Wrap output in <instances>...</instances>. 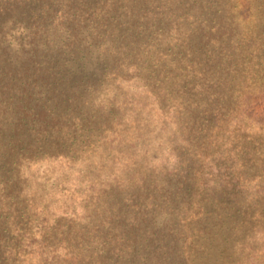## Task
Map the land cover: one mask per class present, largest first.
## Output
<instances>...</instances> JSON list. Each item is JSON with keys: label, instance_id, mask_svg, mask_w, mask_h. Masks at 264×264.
Segmentation results:
<instances>
[{"label": "rangeland", "instance_id": "374dc122", "mask_svg": "<svg viewBox=\"0 0 264 264\" xmlns=\"http://www.w3.org/2000/svg\"><path fill=\"white\" fill-rule=\"evenodd\" d=\"M257 98L264 0H0V264H264Z\"/></svg>", "mask_w": 264, "mask_h": 264}, {"label": "trees", "instance_id": "16d2710c", "mask_svg": "<svg viewBox=\"0 0 264 264\" xmlns=\"http://www.w3.org/2000/svg\"><path fill=\"white\" fill-rule=\"evenodd\" d=\"M155 17V16H154ZM153 20L157 21L156 18H153ZM156 24V22H155ZM157 25V24H156ZM23 108V111L28 115V116H34V113L35 114H40V112H38L36 109H35V106H33L32 104H26L24 106H22ZM254 110H256V115L258 116H261V115H264V98H257L256 102H255V105H254ZM13 143V144H12ZM15 143H18L16 142V140L14 139H11L9 140V144H12V148L14 150L17 149V146ZM18 153H15V156L14 157V164H18V162H20V157L23 155V154H19L18 156ZM21 155V156H20ZM7 185H5V183L3 181L0 182V197L3 198V200H11L12 201V194H10L9 192L6 191V187ZM10 219H11V216H10ZM13 225V230L15 232H17V234L21 233L22 232V226L18 223H14L11 224ZM7 226L4 224L2 218H0V246H6L8 247V250H10L11 252H13L14 254H18V252H21L23 253V258L26 259V258H29L31 257L32 255V252H26L27 250H22V247H18L15 245L16 242H14V244H11L10 241H9V238L7 237ZM15 248V251L13 250ZM28 249V248H26ZM30 261H32V258H30Z\"/></svg>", "mask_w": 264, "mask_h": 264}]
</instances>
